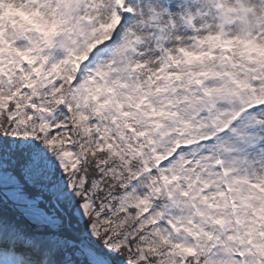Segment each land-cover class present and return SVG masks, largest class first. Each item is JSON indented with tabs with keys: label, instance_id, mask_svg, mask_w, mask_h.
I'll use <instances>...</instances> for the list:
<instances>
[{
	"label": "snow or ice",
	"instance_id": "6c2138e0",
	"mask_svg": "<svg viewBox=\"0 0 264 264\" xmlns=\"http://www.w3.org/2000/svg\"><path fill=\"white\" fill-rule=\"evenodd\" d=\"M0 264H264V0H0Z\"/></svg>",
	"mask_w": 264,
	"mask_h": 264
}]
</instances>
